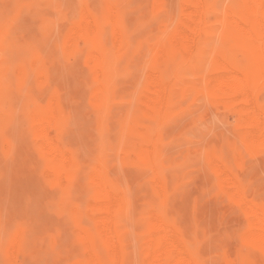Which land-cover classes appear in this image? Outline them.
I'll use <instances>...</instances> for the list:
<instances>
[{
  "label": "bare ground",
  "instance_id": "6f19581e",
  "mask_svg": "<svg viewBox=\"0 0 264 264\" xmlns=\"http://www.w3.org/2000/svg\"><path fill=\"white\" fill-rule=\"evenodd\" d=\"M112 1L114 2V0ZM141 1L142 0L137 2ZM163 1L162 3H164ZM151 2H153V0ZM155 2H157V0ZM134 4L137 3H133V5ZM181 4L182 2L180 5ZM183 4V9L177 19H175V16L173 17L171 13L167 12L169 10H166V15L160 20L161 22L157 31L151 37V39L154 40L153 43L149 44L150 46L146 50L144 56L141 55L142 58L145 56L149 58L142 69V79L139 78L141 79V83L138 84V86L140 85L139 89L134 95L130 96L134 114L129 119L130 132L127 135L129 143H127L128 145L126 144V148L123 147L124 150L122 152L124 157L122 158L126 160L127 163L129 162L128 165L131 164V166L136 167V169L142 168L145 172L148 171L149 184L152 186L150 190L147 188V190L150 191L148 194L150 198L148 197L149 199L146 200V197V201H144L145 222L142 228V224L138 225L142 230L139 232L141 238L137 242L136 249L131 247L132 236L129 234L127 225L128 222L129 225L131 224V219H133L132 214L135 212L129 189L123 188L115 176L111 175V170L107 167L105 162H102L103 160L101 157H98L92 167H89L90 164L85 166V164L80 163L77 158L78 155L76 156L74 152L68 150V148H64L60 139L62 138L61 131L67 121V114H65L67 107L64 112L55 89L53 91L48 90L50 93L43 104H41L40 101L38 102L32 99L28 101L29 110H27L28 113L25 112L27 115L26 120L29 124L28 130L39 139L38 141L36 140L37 143L33 141L35 143L33 150L35 149L34 154L38 152L40 155L37 154V157H35L38 158L39 156V159L41 157L43 161L40 163L41 167L37 165V169L40 167L41 171L42 169L44 170L46 181L48 182L47 185L55 190L54 193H57V190L59 191L60 198L57 203H55L56 209L58 207L57 210H59L62 215L67 216L73 224V231L76 234L75 241L78 243L77 254L74 258L72 257L73 255L71 258L69 257L72 259L70 262L68 260L69 264H199L195 256L191 254L187 241L180 236L178 230L162 213L165 200H167L171 194L167 171L169 167L164 165L163 159L160 156L161 152L164 150L163 129L171 123L172 109L178 96L185 95L188 92L192 94L189 96H193L196 101L199 98H205L207 100L206 103L209 105L219 107L225 111L227 110L229 113L232 112L236 116V127L234 126L237 128L236 131L238 133V141H236V143L246 147L250 152L253 158L250 162L252 161L253 163L256 158L264 160V105L260 100V89L264 87V0H236L233 6H229L227 9L225 8L226 10L220 15L216 13L214 10L215 8L213 9L208 0H183ZM113 6L109 5L108 8L105 7L106 12L103 11L102 8L103 14L100 12L102 15H99L100 13L97 14L91 9L86 12H84V10L83 16H85L83 20L74 24L68 37L63 40L65 49L77 55V57L85 59L87 64L84 65L88 67L89 72H87V75H89V81L91 82V85L88 83L90 85L88 95H92L94 107L98 109H103L108 106V93L111 90L112 78L118 72L117 65L126 64L135 58L137 59L138 54V49L132 40V34L124 25L123 21L125 19L121 21L120 12ZM160 6H158V8ZM129 7L130 5L128 8ZM147 7L148 6H146V8ZM142 8L143 7H141V9ZM146 8L143 11H145ZM126 10L128 13V9ZM164 12H161V15H163L162 13ZM124 13L126 16V12ZM121 16H124V14ZM156 17L158 19L160 15ZM157 21H154V24L156 23L158 26L157 23L159 21ZM107 39L111 40L112 44H109ZM1 66L2 61L0 60V90L3 78L1 68L4 67V64L2 67ZM51 66L53 65L51 64ZM32 67L33 70L30 74H33L36 78H42L45 81L48 80V77L45 78L46 69L42 70L44 68L41 58H39ZM49 68L48 66V69ZM23 75H25V72L20 73V76ZM17 96H19V94H17ZM200 101L203 104V101ZM70 105L71 104H68L69 107ZM206 105L207 104H205L204 107ZM204 109L206 108H203V110ZM208 110L209 109L206 111ZM224 122H226L225 119ZM23 134L29 135L30 133L27 134L24 132ZM23 136L24 135L21 137ZM210 141L211 140H209V142ZM34 143L31 144L34 145ZM12 144L14 145V143H11L10 146H12ZM31 144L30 146L32 149ZM244 147L243 149L241 148L243 153L246 151ZM0 149L2 151V148ZM9 151L11 152V149ZM7 152L3 150L4 154ZM23 155L25 154L23 153ZM27 156L33 164L35 160L33 157L34 160L31 161V156L33 155ZM204 157L205 164L208 165L214 179H216V191L219 199L221 200L222 197L227 198L228 201L234 202L236 205L246 208L247 211L251 210L253 212L250 217L249 233L248 235L246 234L250 248L249 252L244 255L242 261V264H251L250 262L252 259L255 260L259 257H264V204H261V201H255V194H257L256 190L253 196L249 195V197L246 195L247 190H250V186L248 185L249 188L247 189V183L243 180L241 175L243 174L245 166L243 160L246 161L247 156H243L239 148L233 144L232 146H228L227 151H225L224 147L209 149ZM20 158L24 159V156ZM11 160L13 161V157ZM83 161L84 160H82V162ZM248 162L246 161V163ZM262 162L260 164H262ZM36 164H38V162ZM121 164L123 163H120V165ZM27 165H29V163ZM9 166L8 164V167ZM33 166L36 165L33 164ZM22 169L23 168L19 171L21 172ZM261 169L264 170L262 167ZM133 170H135V168H133ZM23 171L25 173L26 170ZM257 171H260V169ZM257 173L258 172H256V174ZM7 174L8 172L6 175ZM22 174L23 172H21L20 175L18 173L21 179L24 176ZM145 174H142V176ZM209 175L211 174L209 173ZM26 176L25 174L22 182L28 178ZM135 178H137L136 175ZM40 179L39 181L42 182ZM81 180L83 182L86 180V187L84 190L89 200L86 203L84 202L85 200H80V203L84 202V205L81 204L80 206L77 202L73 201V203L71 197L72 195L74 196V192L79 191L77 187L81 186L78 181ZM39 181L37 182L38 185ZM2 182L4 183V180ZM83 182L81 183L83 184ZM20 187L23 190L25 186L22 187L21 185ZM30 188L29 186V189ZM45 189L47 190L49 188L45 187ZM31 190L33 191V189ZM35 190L34 192L36 193ZM24 191L26 192L27 190H23V192ZM32 191H27L26 195L29 196L28 193H30L31 196ZM41 192L42 197L49 193L47 190V192L44 191L46 192L44 194L42 189ZM35 193L33 194L35 195ZM20 194H22V192ZM50 194L53 193L50 191L49 195ZM53 196L51 195L50 197ZM142 196H145V194ZM205 196H207V194ZM212 196H210V199ZM42 197L40 199H42ZM46 197H48V195ZM50 197L49 199H51ZM220 200L217 199L216 203L219 204V202H222ZM221 205H219V207ZM214 208L216 207L214 206ZM244 215L246 216L245 213ZM23 216L20 219V223L23 218H26ZM246 217H248V215ZM11 218L13 219V216ZM15 220L19 222V220ZM29 220L31 221V219ZM12 221L13 220H11V222ZM36 222L40 224L38 219L34 224H36ZM15 224L17 225V222ZM31 225H33V220ZM26 227L27 225H25V228ZM242 227H244V225H242ZM30 228L34 230L33 226L28 227L29 230ZM68 228L70 229V227ZM0 229L2 228L0 227ZM7 232L8 231L5 232V235L7 234L6 236L8 237ZM18 232L20 235V229ZM64 233L65 232L61 234ZM71 233L72 232H70V234ZM34 240L24 236L17 238L9 235L7 242H4L2 247L0 243V251L4 249L3 252L8 259H6V262L8 261L10 264H20L21 256L27 254L29 250L32 252L33 249H31V247L37 246V242H33ZM47 240H49V237ZM50 241L53 246L56 244L53 239H50ZM50 241L48 246H50ZM38 242L40 244L42 243L40 241ZM62 242L60 244H62ZM55 247L56 245L54 248ZM49 248L48 250H50ZM137 249L139 250L138 262L134 256V252H136ZM58 250L62 252L60 248ZM232 251L230 252L232 253ZM46 252L48 253V251ZM50 252L52 254V250ZM36 254L39 256L41 253ZM36 254L33 256L35 257ZM61 254H63V252ZM28 255L30 256L31 253ZM1 257L0 259H2ZM57 257L58 256L55 258ZM4 259L5 257L3 261ZM62 259L63 258H61V260ZM34 262L32 261L31 263Z\"/></svg>",
  "mask_w": 264,
  "mask_h": 264
},
{
  "label": "rangeland",
  "instance_id": "374dc122",
  "mask_svg": "<svg viewBox=\"0 0 264 264\" xmlns=\"http://www.w3.org/2000/svg\"><path fill=\"white\" fill-rule=\"evenodd\" d=\"M137 1L140 0H114V2L112 0H0V60L2 61V66L4 64V67L1 66L3 78L0 90V148H2V151L0 149V173L1 175L3 174L2 176L0 175V203L2 201L0 204V209L2 208L0 211V225L2 226L0 227L3 229H0V243L2 247L3 243L7 242L9 235L17 238L24 236L31 240H34L35 238L33 242H37V246L31 247V249H33L32 252L29 250L27 254L21 256L20 264H69L72 260L70 259L71 256L73 255V258L76 257L78 249V243L75 241L76 234L73 231V224L67 216L62 215L59 210H57L58 207L56 209L55 203H57L60 198V193L58 190L57 193H54L55 190L53 188L52 190L51 187L47 185L48 182L46 181L45 172L43 169L41 171L40 168V163L43 161L41 157L39 159V153L35 152L36 154H34L35 149L33 150L35 143H37L36 140L38 141L39 139L28 130L29 124L26 120V113H28L27 110H29V99L38 102L40 101V103L43 104L50 91H53L54 89L57 91L64 112L67 107V111L65 112V114H67V121L61 131L62 138L60 139L64 148H68V150L74 152L76 156L78 155L77 158L80 163L85 164V166L90 164L89 167H92L98 157H101L103 160L102 162H105L107 167L111 170V175L115 176L123 188L129 189L133 201L132 203H134L135 212L132 214L133 219H131V224L129 225L128 222L127 225L129 228V234L132 236L131 247H133V249L137 248V242L141 238L139 232L142 230L138 225L142 224V228L143 223L145 222L144 201L150 198L148 196L150 191H148L147 188L150 190L152 186L149 184L148 171L145 172L144 169L137 168L141 172L140 173L136 167L131 166V164L128 165L129 162L127 163L126 160L122 158L124 157L122 152L124 150L123 147L126 148V144L129 143V139L127 138V135L130 132L129 119L134 114L132 111V99L130 96L134 95L139 89L140 85L138 86V84L141 83L142 69L149 58L147 56L142 58L141 55L144 56L146 50L150 46L149 44L153 43L154 40L151 39V37L157 31L161 22L160 20L164 18L167 12L171 13V15L173 17L175 16V19H177L184 5L183 0H157V2H155L156 0H153V2H151L152 0ZM162 1L164 3H162ZM180 1L182 2L181 5ZM208 1L219 15L229 6H233L236 2V0ZM133 3H137L134 4L137 6H134ZM105 4L108 5L106 6ZM109 5H114L113 7L120 12V17L122 18L121 21L125 19L123 21L124 25L132 34V40L138 49V54L137 59L135 58L126 64L117 65L118 72L112 78L111 90L108 93V106L103 109H98L94 107L92 95H88L91 82L89 81V75H87V72H89L88 67L87 65L86 67L84 65L87 64L85 59L77 57V55L65 49L63 40L68 37L72 26L83 20L85 16H83L84 10V12H86L91 9L97 14L100 12L103 14V11L106 12V8H108ZM127 5H130L131 8H128ZM100 6L101 9L103 8V11L100 9ZM146 6L148 7L146 8ZM158 6H160V10ZM141 7L143 8L141 9ZM145 8L146 10L143 11ZM126 9H128V13ZM166 10L169 11L166 12ZM124 12H126V16ZM161 12H164L162 13L163 15H161ZM101 13L99 15H102ZM123 14L124 16H121ZM156 16L160 19H157ZM154 19H157L159 22ZM153 20L158 22V26L156 23L154 24ZM108 43L112 44L111 40H108ZM39 58H41L44 68L42 70L46 69L45 78L48 77V82L30 74L33 70L32 66ZM51 64L53 66H51ZM48 66L50 68L52 67L51 70L50 68L48 69ZM21 72H25V75L20 76ZM48 90L50 91L48 92ZM260 91V100L264 105V87L261 88ZM17 94H19V96H17ZM189 95L192 94L187 92V94L176 98V102L172 109L171 123L163 129L164 150L161 152L160 156L163 159L164 165L169 167L167 168V171L171 194L169 198L165 200L162 213L178 230L180 236L187 241L191 254L195 256L199 264H242L244 255L249 252L250 248L247 235L250 229L251 213L253 212L251 210L247 211L246 208L228 201L227 198L222 197L221 200L219 199L216 191V179H214L208 165L205 164L204 156H206L209 149H219V147H224L225 151H227L228 146L235 144V146L239 148L241 154L245 157L247 156V162H250L253 158L246 147L236 143V141H238L237 128H235L236 116L232 112L229 113L227 110L225 111L219 107L209 105L206 103L207 100L205 98H199L196 101L193 96L191 97ZM200 100L203 101V104ZM204 103L207 104L205 107ZM68 104H71L70 107ZM203 108L206 109L203 110ZM207 109L209 110L206 111ZM224 119L226 122H224ZM24 132L30 134L25 135L23 134ZM22 135H24V139L21 137ZM209 140L211 141L209 142ZM10 141L11 143H14V145L12 144V146H10ZM33 141H35V143ZM30 142L32 144L34 143V145ZM30 144L32 145V149ZM25 146H27L29 150ZM243 147L246 150H244V153L241 150ZM10 149L11 152L9 151ZM3 150L4 152H9L4 154ZM23 153L25 155H23ZM26 154L30 156L33 155L31 156V161L34 160V157L35 160L33 161V164L36 166H33ZM37 154L39 155L38 158H36ZM23 156L24 159L20 158ZM12 157L13 161L11 160ZM118 157H121L123 160ZM20 159L22 163L20 162ZM256 159H254L255 161H253V163L252 161L250 163L248 162L249 164L243 160L245 166L241 176L247 183V189L250 186V190H247L246 195L253 196L254 191L256 190L257 194H255V201H261V204H264V170L261 169V167L264 168V162H262L264 160ZM82 160L84 161L82 162ZM37 162L38 164H36ZM256 162H259L257 166ZM261 162L262 164H260ZM26 163H29V165ZM120 163L123 164L120 165ZM8 164L10 165L9 167ZM37 165L40 166L38 169ZM19 168H23L21 171L23 172L22 175L25 176L26 174V177H28L27 179L25 177L26 180L23 182L22 180L24 179V176L22 177L21 175L22 179L18 176V173L19 175L21 173ZM133 168H135V170H133ZM259 169L260 171H257ZM23 170H26L25 173ZM6 171L8 172L7 175ZM134 172L138 173L136 174ZM256 172L258 173L256 174ZM209 173L211 175H209ZM142 174H145L143 175L144 177ZM135 175L137 178H135ZM39 179L42 182H40ZM3 180L4 183L2 182ZM43 180L46 183H44ZM38 181L40 186L37 184ZM78 182L81 187H77L79 191L75 190L76 192H74L75 194L73 193L74 196L72 195L71 200L72 202H77L81 206V204L84 205V202L86 203L89 199H87L88 195L86 196L84 190L86 187V180L84 182L82 180ZM81 182H83V184ZM20 183L22 187L25 186L23 190L31 192V189H33L31 196L30 193H28L30 198L26 195L27 191H24L25 193L23 192ZM29 186L31 187L30 189ZM45 187L49 188L50 190H47L49 193L51 191L53 194L49 195V193H47L48 197H46L47 195L44 196L47 192ZM41 189L44 193V197H42ZM208 189L212 190L209 191ZM21 192L22 194H20ZM33 193H35V195ZM143 194H145V196H142ZM206 194L207 196H205ZM51 195L54 196L50 197ZM210 196H212L211 199ZM41 197L42 199H40ZM49 197L51 199H49ZM31 199L34 200L32 201ZM217 199L222 202L217 201L219 202V204H217ZM80 200L85 201L80 203ZM211 200L213 201V205ZM39 201L43 202L40 203ZM219 205L221 206L219 207ZM214 206L216 208H214ZM242 211H245L244 213L246 216L248 215V217H246ZM23 214L26 218L21 220V227L20 219ZM12 216L13 219L11 218ZM15 219L19 220V222ZM29 219H31V221ZM37 219L40 221V224L42 222L41 225L38 224V222L34 224ZM11 220L13 221L11 222ZM32 220L33 225H31ZM15 221L18 226L15 224ZM25 225H27L26 228ZM242 225L246 228L242 227ZM31 226L34 227V230L33 228H30V230L28 229V227ZM68 227H70V229ZM17 229L18 231L20 229V235ZM6 231H8V237L6 236L7 234L5 235ZM63 232L65 233L61 234ZM70 232L72 233L70 234ZM243 232L245 233V236ZM39 233L42 236H40ZM37 234L39 235V238ZM66 234L69 237H67ZM48 237L49 240H47ZM50 239L55 241V248V245L53 246ZM37 240L42 243L40 244ZM49 241L50 246H48ZM61 242L62 244H60ZM48 248L50 250H48ZM59 248L63 254H61L62 252H59ZM45 250L48 251L49 254ZM51 250L52 254L50 252ZM3 251L4 249L0 251V257L2 254L0 264H10L8 261L6 262L7 257ZM230 251H232V253ZM29 253H31L30 256L28 255ZM36 253L41 254L38 256ZM35 254L36 256L34 257L33 255ZM138 255L139 250L137 249L136 252H134L137 262L139 259ZM56 256L58 257L55 258ZM4 257L5 259L3 261ZM61 258L63 259L61 260ZM29 261L35 262L31 263ZM250 263L264 264V257H259L255 260L252 259Z\"/></svg>",
  "mask_w": 264,
  "mask_h": 264
}]
</instances>
